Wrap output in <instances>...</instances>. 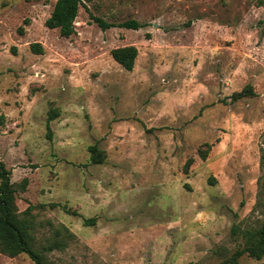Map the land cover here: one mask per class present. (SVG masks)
I'll return each mask as SVG.
<instances>
[{
	"label": "rangeland",
	"instance_id": "obj_1",
	"mask_svg": "<svg viewBox=\"0 0 264 264\" xmlns=\"http://www.w3.org/2000/svg\"><path fill=\"white\" fill-rule=\"evenodd\" d=\"M55 1L0 0V163L18 211L45 206L32 210L38 237L74 235L48 260L229 264L244 242L234 225L264 221V7L92 0L62 37L45 25ZM90 14L144 25L103 30ZM130 45L128 71L110 51ZM246 86L253 93L235 97ZM0 264L34 263L0 253Z\"/></svg>",
	"mask_w": 264,
	"mask_h": 264
},
{
	"label": "trees",
	"instance_id": "obj_2",
	"mask_svg": "<svg viewBox=\"0 0 264 264\" xmlns=\"http://www.w3.org/2000/svg\"><path fill=\"white\" fill-rule=\"evenodd\" d=\"M92 0H56L45 25L50 29H58L62 37H69L75 34V18L77 17L80 7L87 9L86 2ZM259 5L264 7V0H259ZM95 23L103 30L111 27H123L137 30L144 24L135 20H126L114 24L104 21L102 18L94 17L90 14ZM34 53L41 54L43 49L38 43L31 44ZM138 51L135 46H123L113 48L110 55L114 61L124 69L130 71L133 69ZM250 86H246L235 97L252 94ZM58 115L55 110H50L47 120V129L50 131L49 123ZM208 146V144H206ZM91 161L93 163L103 162V152L96 146H90ZM202 159L206 158V152L201 151ZM191 159L186 162V168L190 165ZM26 180H23L21 188H25ZM264 191V190H263ZM263 191H261L263 193ZM16 188L10 182V171L0 163V253L8 257H15L19 254H26L34 264H51L48 260V254L54 250H63L67 242L74 235L63 226L54 228L49 236L38 237L36 235L37 223L35 216L32 214L34 207L43 208V204L38 206L29 205L25 210L18 211L15 204ZM52 204L51 206H57ZM264 206V203H263ZM67 213L77 215L75 210L63 208ZM84 225H93L94 219L83 218ZM233 233L240 235L244 242L241 248H238L232 256L229 264H235L238 257L248 254L254 259L264 257V221L258 226H250L240 229L237 225L233 227Z\"/></svg>",
	"mask_w": 264,
	"mask_h": 264
}]
</instances>
